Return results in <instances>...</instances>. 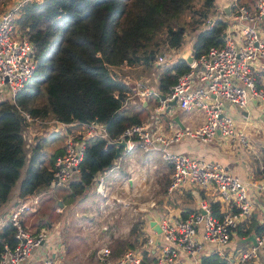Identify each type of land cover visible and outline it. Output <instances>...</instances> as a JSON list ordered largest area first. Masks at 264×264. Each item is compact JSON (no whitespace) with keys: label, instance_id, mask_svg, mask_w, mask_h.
I'll use <instances>...</instances> for the list:
<instances>
[{"label":"built area","instance_id":"built-area-1","mask_svg":"<svg viewBox=\"0 0 264 264\" xmlns=\"http://www.w3.org/2000/svg\"><path fill=\"white\" fill-rule=\"evenodd\" d=\"M22 4L23 0L14 2L0 12V101L16 103L18 92L36 68L33 43L22 34L17 23ZM234 7L230 16L234 24L239 25L238 31L227 27L221 44H212L206 51L193 55L189 67L177 75L170 91L160 98L154 109L155 112L163 110L172 99L186 109L200 108L204 111V120L198 126L178 127L167 134L152 128L149 123L139 122L126 126L118 137L112 138L105 123L96 117L84 122L54 119L64 127L78 126L65 133L63 151L56 155L51 167L49 190L58 185L68 186L80 178L88 138L102 137L108 142L124 138L128 148L139 145L144 150L160 152L172 169L169 190L185 184L212 188L231 206L217 215L209 202H203L199 209L185 215L162 216L158 221L160 242L152 264H202L205 251L219 254L224 264H248L264 250V213L260 219L262 228L254 234L255 243L249 242L234 251L226 250L241 221L251 217L259 198L264 197V182L243 178L218 160L190 156L171 148L172 143L184 135L211 141L219 133L239 146L246 145V124L239 125L226 111L227 103L246 109L254 100L264 112V34L260 29L264 20V0H254L249 5L235 2ZM213 20V17L208 19V24ZM167 57L166 53L160 54L157 61L164 62ZM135 89L139 97L153 93L142 78L135 80ZM23 113L28 121L24 136L30 141L29 123L44 120L26 111ZM114 167L118 168L119 164L115 162L111 168ZM96 189L104 193L102 178L96 182ZM26 198L5 216L15 228L17 242L13 246L4 243L0 264H25L39 247H42L40 264H54L51 235L55 233V227L42 226L37 231L27 228L22 215L38 205L40 194ZM115 199L125 205L133 202L131 198L121 196H115ZM147 239L151 245L156 243L152 236ZM110 252V247H102L99 258L107 260ZM112 264L148 263L138 251L128 248Z\"/></svg>","mask_w":264,"mask_h":264},{"label":"trees","instance_id":"trees-1","mask_svg":"<svg viewBox=\"0 0 264 264\" xmlns=\"http://www.w3.org/2000/svg\"><path fill=\"white\" fill-rule=\"evenodd\" d=\"M215 10V0L24 1L17 23L33 43L36 68L18 92L16 103L0 101V206L10 198L22 174L21 199L46 189L51 167L61 153L55 150L45 161L38 143L28 156L30 147L24 136L28 121L23 111L65 122L96 117L112 138L118 137L141 118L123 107L130 88L114 69L124 63L154 65L160 52L192 38L195 56L212 44H221L226 23L216 17ZM188 67L183 58L164 67L160 90L169 91L177 75ZM114 154L115 145L105 138L87 139L80 178L71 183L75 195L113 164ZM22 221L28 228L25 215ZM49 223L48 218L35 221L36 228ZM16 242L15 228L8 221L0 229V255L4 243L13 246ZM127 244L134 246V242ZM213 255L204 256L203 264H224L223 258Z\"/></svg>","mask_w":264,"mask_h":264},{"label":"crops","instance_id":"crops-1","mask_svg":"<svg viewBox=\"0 0 264 264\" xmlns=\"http://www.w3.org/2000/svg\"><path fill=\"white\" fill-rule=\"evenodd\" d=\"M253 1L254 0H215L216 17L222 18L226 23L224 32L227 27L236 32L239 29V25L234 24V20L230 16L235 8L234 3L239 2L249 5L252 4ZM226 6H228L229 11L226 10ZM260 29L264 34V20L262 24H260ZM193 41V38L188 39L180 47L165 49L164 52L168 50V57L164 62H158L156 59L154 65L146 66L144 64L124 63L118 66L121 70L118 74L121 75V78L130 88L126 92L123 107L129 110L130 113L138 114L141 118V122L149 123L152 128H158L160 131L167 134L172 133L178 127L198 126L204 120V111L202 109H186L180 107L178 103L171 105L169 110L167 106L161 111L155 112L154 110L159 103L161 95L170 91L164 93L160 90V76L163 68L167 66L171 67L179 58H183L188 63L186 57L189 56V53L193 54ZM162 53L160 52V54ZM138 78L146 80L153 90V93L146 97H139L135 89V80ZM250 103L251 104H249L246 109H239L227 103L226 111L239 123V125L245 123L246 125L244 126L248 127L250 124H257L259 126L257 129L260 130V124L264 126V112L254 100H251ZM164 111H166L167 116L163 114ZM175 115L179 116L183 126L178 120L174 119ZM41 118L44 120L43 122L29 123L28 127L31 129V133H29L30 141L26 139V145L29 144L27 146L30 147L28 150V156L30 157L34 146L39 143L41 146L40 151L42 150L43 152V159L46 161L45 155H49L56 149H60L61 152L63 151V147H60L62 143L61 137L65 138L67 129L73 130L74 127L78 125H65L64 127L54 121V119H56L55 117L49 116ZM49 143L50 145L56 143L55 148L52 147L51 150L46 151L45 148ZM232 146L240 147L236 143L231 142L228 137L219 133L211 141H203L196 136L184 135L178 141L173 142L171 148L190 156L218 160L222 162L228 170L243 178L264 182V162L260 168L262 171H259L262 178L260 180L253 178L251 177L252 172L247 170L245 161L239 158V151L234 150ZM224 148L229 149V151L227 152ZM29 157L28 160L30 159ZM112 162L113 164L108 169L99 172L94 183L80 194L75 195L71 188V184L68 185L69 191L62 194L58 192L55 193L56 187L53 190H49L47 186L46 189L39 193L40 201L38 205L31 210L25 211L23 216L36 211L40 202L44 199V197L41 196L42 193H49L48 197L54 198H57V195H59L57 200L58 209L60 213L63 215L65 214L67 223L71 222L73 218H76V220L86 219L89 223H94L97 226L102 225L101 229L104 232L110 226L112 229L110 240H119L126 243L136 241L138 245L129 248L138 251L148 264H152L155 258L154 254L160 242V234L158 230L150 225L151 220L158 224L159 219L164 215H185L188 212L199 209L203 202H209L214 213L217 215H221L231 207L227 205L212 188L205 189L185 184L169 190L172 169L170 164L162 158L160 152L157 150H144L139 145H135L132 148L121 146L119 156L113 159ZM115 162L119 164V167L111 168ZM100 178L104 181V193L96 189V182H98ZM151 178H158L160 181L158 184H155L151 181ZM161 178H163V180ZM155 186L158 192L161 191L160 193H162L163 196L162 202L160 203H157L156 200L150 196L154 193ZM34 194L36 193H32V195ZM141 194L143 195L142 197L139 196ZM79 195H81L82 198L80 200L82 202L81 205L78 204L79 201L78 203H74L73 201L74 199L77 200ZM115 196H121L124 199L131 198L133 202L129 205H125L121 201L115 199ZM11 197L12 201L8 207L0 206L1 209H5V216L16 205V201L20 200L19 203H22L27 199L25 198L27 196L23 199L19 197V185L13 194L11 191L10 198ZM140 199H143V202ZM259 211H262V214L264 213V197L259 198L257 202L256 210L253 213L255 220L252 221L251 215V217L241 221L236 231H234L231 241L226 246L227 251H234L252 242L250 239H242L250 234H255L262 228ZM75 213L77 215H75ZM4 215H2V213L0 214V229L8 222L5 220ZM58 220L59 219L56 221ZM59 224V222L54 221L48 224L55 227V233L51 235L54 244V249L51 251V253L54 252V264H63V259L68 257L63 253V245L58 239V236L61 238L60 234H62V229L58 227ZM118 225H126V227L124 230H119ZM149 236L154 237L155 244L151 245L148 243L147 238ZM145 246L146 250L144 249ZM41 248H36L25 264H40L42 260L40 254ZM111 252L113 253V251ZM211 254L222 259L219 254L205 251L202 255V264L203 257ZM262 257H264V250L260 252L257 258L253 259L248 264H264V260L261 259Z\"/></svg>","mask_w":264,"mask_h":264},{"label":"rangeland","instance_id":"rangeland-1","mask_svg":"<svg viewBox=\"0 0 264 264\" xmlns=\"http://www.w3.org/2000/svg\"><path fill=\"white\" fill-rule=\"evenodd\" d=\"M18 1H21V0H0V12L3 11L4 9H6L8 6H10V4H12L14 2L17 3ZM24 1H27V0H23V3H24ZM184 17H185V15H184ZM18 25H20V23H18ZM21 32H22V30H21ZM162 52L168 54L167 53L168 50L165 52L164 51H162ZM114 70L117 73H119L121 71L120 68H115ZM162 112H161V114H162ZM163 114L167 116L166 111H164ZM245 128H247L246 133H247L248 144L240 145V147L232 146V148L236 151H239V155H240L239 158H241V160L245 161V165L247 166V170L249 172H252L251 177L257 178L260 180L262 177H261L259 171H262V170H260V168L262 167L263 162H264V126H263V124H260V130L257 129V128H259V126L257 124H250V126L245 127ZM37 129L40 130L39 128H37ZM63 139L64 138L61 137L62 143H61L60 147H63V144H64ZM55 144L56 143H54L53 145H50V143L47 144V146L45 148L46 151L51 150L52 147L55 148ZM224 149L227 152L229 151V149H227V148H224ZM47 155H45V157H47ZM22 177H23V174L20 176V178L14 184V187L12 188V194L17 189ZM161 179L163 180V178H161ZM151 181H153L155 184H158L160 179L151 178ZM68 189H69V187L67 185H58L55 188V193L58 192L59 194H62V193L68 192L69 191ZM160 192H158V189L155 186L154 193H152L150 195L151 198L155 199L157 203L162 202V199H163L162 193H160ZM48 195H49V193H42L41 194V196L44 197V199L40 202L36 211H34L32 213H28V215H26V222L29 224L28 228L31 231H35V230L37 231L38 228L42 227V226H40V227L36 228L35 221H41L40 219H42L43 217H47L48 219L51 220V222L54 221V222L60 223L58 227L62 229V231H61L62 234H60L61 238L58 236V239H59V241H61V243L63 245V248H62L63 253H65L66 256H68V257H65L63 259V264H112L115 257L117 255H119L120 253H122L126 248L134 247V246L138 245V243L136 241L134 242V246H131V245H128L124 241L110 240V238L112 236L111 235L112 229L110 226L104 232L101 229L102 225L97 226L94 223L93 224L89 223V221H87L86 219L76 220V218H73L71 220V218H70L71 222L67 223L65 214L63 215L62 213H60L59 209H58L57 200L59 198V195H57V198L48 197ZM139 196L142 197L143 195L141 194ZM12 197L10 199H8L6 202H4L2 204V206L8 207V205L12 201ZM81 199H82L81 195H79L78 199L77 200L74 199L73 201H74V203H76V202L78 203V201H79L78 204L81 205L82 204V202L80 201ZM140 200H142V202H143V199H140ZM2 210L3 209H0V214H1ZM261 214H262V211H259L260 216H261ZM75 215H77V214L75 213ZM4 217H5V215H4ZM56 218L59 220L56 221L57 220ZM30 223H32V224L30 225ZM125 227H126V225H124V226L118 225L119 230L120 229L124 230ZM129 228H130V226H129ZM104 246L110 247L111 251H113V253L111 252V255L108 256L107 260H101L98 257V253H99L100 249ZM261 259L264 260V257H262Z\"/></svg>","mask_w":264,"mask_h":264},{"label":"water","instance_id":"water-1","mask_svg":"<svg viewBox=\"0 0 264 264\" xmlns=\"http://www.w3.org/2000/svg\"><path fill=\"white\" fill-rule=\"evenodd\" d=\"M226 10L229 11L228 6H226ZM186 58H187L188 62H190V61L192 60V58H193V54H192V53H189V56L186 57ZM164 96H165V94H162V95H161V97H164ZM176 103H177V100H176V99H172V100L169 102V104H168V106H167V109L169 110V108L171 107V105H174V104H176ZM174 119L178 120L179 123H181L178 115H175V116H174ZM182 124H183V123H181V125H182ZM182 126H183V125H182ZM111 143H112L113 145H115V154H114V158H113V159H115V158H117V157L119 156V154H120V147H121V146H125V147H126L127 144H126V140H125L124 138L113 140V141H111ZM150 225H152L156 230L160 231V226H159V224H157L155 221L151 220V221H150ZM245 239H250V240H252V242L255 243V236H254V234H250V235H248L247 237H245V238L242 239V240H245Z\"/></svg>","mask_w":264,"mask_h":264}]
</instances>
